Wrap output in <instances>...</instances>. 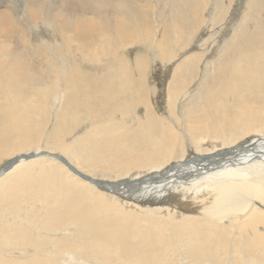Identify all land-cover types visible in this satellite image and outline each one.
<instances>
[{
	"label": "bare ground",
	"instance_id": "1",
	"mask_svg": "<svg viewBox=\"0 0 264 264\" xmlns=\"http://www.w3.org/2000/svg\"><path fill=\"white\" fill-rule=\"evenodd\" d=\"M210 1L0 4V264H264V0Z\"/></svg>",
	"mask_w": 264,
	"mask_h": 264
},
{
	"label": "rangeland",
	"instance_id": "2",
	"mask_svg": "<svg viewBox=\"0 0 264 264\" xmlns=\"http://www.w3.org/2000/svg\"><path fill=\"white\" fill-rule=\"evenodd\" d=\"M1 1V0H0ZM6 1V2H5ZM46 1V0H45ZM49 1V0H48ZM70 0H59V2L61 3L60 5H62V6H68V5H70V4H68V2H69ZM89 1V0H88ZM211 1H216V0H211ZM211 1L209 2V4L205 7V9H204V11L207 13V12H209L211 9H212V5H211ZM218 1H220V3L221 2H223V4H225L226 5V8H225V10L227 11L226 13V15H227V17L219 24V25H215V26H213L212 28H210L209 30H208V28H207V24H203L202 25V27L198 30V29H196V28H194V35H196V34H198V36H200V38H205V37H207V34L206 33H208L209 31H212V30H214L215 28V31L216 32H219L220 30L219 29H217L221 24L224 26V25H226V23L229 21V23H231V20H230V18L231 19H234V12H235V6L234 5H239V1L240 0H225V2L226 3H224V1L222 0H218ZM245 1L246 0H243V2L245 3ZM2 2H3V4H6V5H8V6H11L12 8H15V9H13L14 11L12 12V14H16L17 13V9H16V6L17 7H20L21 8V10H22V7L20 6V0H2L1 2H0V4H2ZM65 2V3H64ZM9 3V4H8ZM11 3V4H10ZM90 3V2H89ZM244 3H243V5H244ZM66 4H68V5H66ZM80 4V0H75V6H77V5H79ZM91 4V3H90ZM98 4V3H97ZM96 4V6H99V7H102L103 6V4L102 3H99L98 5ZM15 5V6H14ZM243 5L242 6H240V11L242 10V9H244V7H243ZM71 8V7H70ZM76 8V7H75ZM18 10H20V9H18ZM208 10V11H207ZM233 11V12H232ZM26 14V13H25ZM21 18L22 17H24L25 18V20H22V23H24L25 24V26L26 27H28L27 29H28V31L30 32V40H31V42H32V44H35L36 43V41H38V35H39V33H41L40 35H43L44 34V36L45 37H48V38H51L52 37V35H53V33H52V31H51V29L50 28H48L47 27V25H45V24H42L41 25V27H34V21H33V18H29V16H24V14L22 15L21 14V16H20ZM238 17V16H237ZM31 21V22H30ZM226 22V23H225ZM30 27V28H29ZM225 27V26H224ZM231 27H232V25H230V26H228V27H226L224 30H223V32L224 33H226V34H224V36H221V37H223L224 39H226V36H228V32L229 31H231L232 29H231ZM46 28V30H44ZM50 29V30H49ZM34 30V31H33ZM38 32V33H37ZM33 33H34V35H33ZM36 33H37V35H36ZM52 33V34H51ZM212 37H214V38H216V35H211V37L209 38V39H207L208 40V42H209V44H211L210 42L212 41L211 39H212ZM219 37V35L217 36V38ZM36 38V39H35ZM223 38H222V40H223ZM32 39H33V41H35V42H33L32 41ZM41 41V40H40ZM76 49V46L75 47H73L72 48V50H75ZM193 52H196L197 50L193 47ZM75 52H77L76 50H75ZM78 53V52H77ZM204 55H206L207 57H208V53L207 52H205L204 53ZM206 56H205V58H206ZM205 58H204V60L203 61H199L200 62V66L201 67H199L198 69H203V68H209L210 66H211V62L210 63H207V65H206V62H205ZM196 68V67H195ZM197 78H195L194 79V82L192 83V84H194L196 81ZM34 170V169H33ZM107 182V181H106ZM94 184V183H93ZM96 186V185H95ZM101 191H106L105 189H102V188H100V187H98ZM110 188V187H109ZM108 192V191H107ZM93 195L94 196H97L96 195V193H93L92 194V197H93ZM119 198H122V199H124L123 197H119ZM116 200V202L117 201H120V200H118V199H115ZM115 200H112L111 198H109V197H107L106 199H105V204H110V203H112V201L113 202H115ZM131 201V202H133V200H131V199H129V198H125L124 199V201ZM121 202V203H120ZM120 202H118V203H116V204H118V205H120V206H123L124 208L125 207H127V208H125V209H127V210H130V209H134V208H132V207H129V206H127V205H124L123 203H122V201H120ZM134 203H136L137 205H139V206H142V207H146V206H155L156 204L155 203H153V204H151V203H149V202H146V201H144V202H134ZM167 203V202H166ZM157 205H164V204H157ZM141 214L142 215H144V214H146V212H141ZM178 217V213H176V217L175 218H177ZM173 257V256H172Z\"/></svg>",
	"mask_w": 264,
	"mask_h": 264
},
{
	"label": "water",
	"instance_id": "3",
	"mask_svg": "<svg viewBox=\"0 0 264 264\" xmlns=\"http://www.w3.org/2000/svg\"><path fill=\"white\" fill-rule=\"evenodd\" d=\"M103 184H100V186H102Z\"/></svg>",
	"mask_w": 264,
	"mask_h": 264
}]
</instances>
